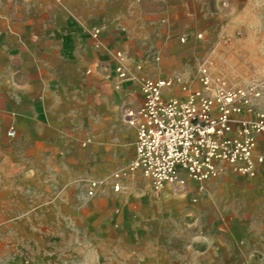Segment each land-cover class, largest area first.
Returning <instances> with one entry per match:
<instances>
[{
  "label": "rangeland",
  "instance_id": "1",
  "mask_svg": "<svg viewBox=\"0 0 264 264\" xmlns=\"http://www.w3.org/2000/svg\"><path fill=\"white\" fill-rule=\"evenodd\" d=\"M73 2L90 29L120 35L119 81L140 89L142 77H179L186 90L175 81L164 96L183 99L201 87L204 64L232 85L255 84L264 109V0H0V31L41 24L43 11ZM126 108H115L128 126L121 139L82 132L74 142L34 144L29 152L41 156L28 166L37 175L4 174L0 160V264H264V139L254 176L226 168L202 188L190 181L156 191L140 170L127 173L136 130ZM115 172L127 173L117 190ZM91 179L99 182L92 196Z\"/></svg>",
  "mask_w": 264,
  "mask_h": 264
},
{
  "label": "crops",
  "instance_id": "2",
  "mask_svg": "<svg viewBox=\"0 0 264 264\" xmlns=\"http://www.w3.org/2000/svg\"><path fill=\"white\" fill-rule=\"evenodd\" d=\"M66 4L43 11L41 24L0 31V160L7 163L4 174L23 167L25 175H37L28 166L33 156H41L29 152L37 143H70L82 132L100 139L125 137L128 126L115 108L135 109L141 104L135 81H119L112 73L113 51L123 46L118 32L103 29L94 35L93 28L76 18L74 5L78 2ZM117 82L121 90L114 91ZM10 126L16 130L13 139L6 135Z\"/></svg>",
  "mask_w": 264,
  "mask_h": 264
},
{
  "label": "built area",
  "instance_id": "3",
  "mask_svg": "<svg viewBox=\"0 0 264 264\" xmlns=\"http://www.w3.org/2000/svg\"><path fill=\"white\" fill-rule=\"evenodd\" d=\"M98 29L93 31L96 35ZM115 71L125 77L123 57L115 52ZM199 89L189 90L186 98L164 96V89L179 77H142L141 104L125 109L127 122L136 130L135 155L127 173L140 170L158 191L164 183L184 186L186 177L199 188L218 177L226 168L254 176L263 155L256 152L258 137L264 139V109L256 101L260 91L253 83L230 84L222 76H213L208 68L198 67ZM15 128L6 130L9 138ZM115 172L113 188L120 186L122 175ZM99 182L88 181L87 194H95Z\"/></svg>",
  "mask_w": 264,
  "mask_h": 264
}]
</instances>
